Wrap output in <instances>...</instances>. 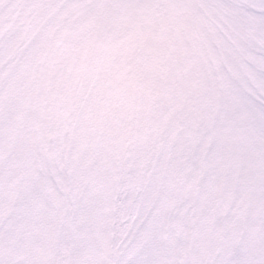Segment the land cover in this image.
<instances>
[{
	"label": "snow or ice",
	"instance_id": "snow-or-ice-1",
	"mask_svg": "<svg viewBox=\"0 0 264 264\" xmlns=\"http://www.w3.org/2000/svg\"><path fill=\"white\" fill-rule=\"evenodd\" d=\"M0 264H264V0H0Z\"/></svg>",
	"mask_w": 264,
	"mask_h": 264
}]
</instances>
